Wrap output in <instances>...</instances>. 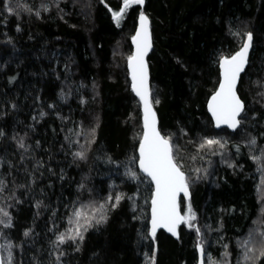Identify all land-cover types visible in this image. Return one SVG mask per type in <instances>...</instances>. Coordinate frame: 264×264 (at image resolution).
Listing matches in <instances>:
<instances>
[{
    "label": "trees",
    "instance_id": "obj_1",
    "mask_svg": "<svg viewBox=\"0 0 264 264\" xmlns=\"http://www.w3.org/2000/svg\"><path fill=\"white\" fill-rule=\"evenodd\" d=\"M4 2L0 0V114L7 111L8 115L0 119V126L9 133L13 127L21 135L27 131L33 148L38 140L40 147L33 155L45 167L34 190L35 199L44 205L40 215L33 219L37 210L31 199H25L19 211L10 209L16 216V227L11 232L0 227V232L10 237H1L0 243H18L24 239L23 231L32 228L35 242L28 239L31 247L26 245L22 256L15 250L17 262L34 264L35 256L49 264L54 259L47 255L49 240L55 239L49 231L51 221L56 220L60 231L69 227L65 207L77 199L78 185L83 180L103 195H108L112 186L126 196L137 197L138 210L134 214L129 207L131 201H122L110 213L107 224L86 234L80 252L68 249L64 264H145V253L152 251L156 253V264H196L194 232L181 226L179 239L159 231L155 242L141 241L138 231H144L147 218L143 222L133 218L149 215L150 209V201L145 203L150 186L128 180L123 167L142 132L139 103L130 90L126 69L139 12L129 10L117 27L109 8L119 10L122 0H63V11H57L53 0H46L51 10L42 18L30 16L26 9L38 10L43 0H11L15 15L2 11ZM143 11L149 17L154 41L147 61L153 97L160 101L155 105L159 125L163 134L172 137L176 155L190 176L195 175V168H207L208 159L213 161L208 178L193 181L192 203L201 226L208 223L218 228L223 221L229 260L236 264L240 254L236 242L247 239L252 230L258 248L259 233L264 232L262 174L245 146L248 134L257 137L256 155L264 146L260 144L264 139V0H145ZM229 27L241 34L251 31L254 37L247 75L242 74L240 88L247 120L244 131L238 129L237 133L215 130L206 110L218 73L214 53L234 51L239 43ZM7 39L14 47L2 43ZM11 76L16 77L13 83L8 82ZM62 90L66 101L60 99ZM5 101L14 102L17 109L12 110L10 103L5 106ZM49 104L56 105L55 111L48 108ZM40 111L47 115L34 122L32 117H39ZM33 124L34 131L26 127ZM81 124L83 133L77 136ZM96 125V144L91 145L87 160L74 161L71 153L85 144L88 130ZM217 133L228 140L235 168L221 163L219 155H206L207 149L198 151L202 136ZM66 135L79 140V144L70 148ZM235 144L241 147L239 155H235ZM6 154L8 159L19 155L13 143H0V156ZM109 156L111 164L107 163ZM32 163L28 161L29 167ZM81 199L88 203L86 191ZM53 211L56 217H52ZM219 235L209 234L213 246L208 251L216 260L223 259V250L216 244ZM256 264H264L258 252Z\"/></svg>",
    "mask_w": 264,
    "mask_h": 264
},
{
    "label": "snow or ice",
    "instance_id": "obj_2",
    "mask_svg": "<svg viewBox=\"0 0 264 264\" xmlns=\"http://www.w3.org/2000/svg\"><path fill=\"white\" fill-rule=\"evenodd\" d=\"M61 2L63 0H53L57 11H63L60 7ZM144 5L145 0H122V6L119 10L113 11L109 8L111 19L117 27H120L127 18L129 10L139 12L138 27L135 28V34L131 37L135 50L127 57V68L131 81V92L138 98L139 107L142 111V132L138 137V145L133 154L123 164L124 175L128 180L137 182L138 185L146 183L150 186V196L145 200L146 204H149L150 201V215L145 213L140 216H133L134 219H140L142 222L147 218V226L144 231H138L139 239L141 241L150 239L151 242H155L161 229L179 239L178 229L185 226L190 232L195 233L194 247L198 253V264H231L229 244L225 242V236L223 235V221H220L218 228H213L208 223L201 226L198 223V213L192 203V183L194 180L199 181L208 178L213 161L208 159L206 161L207 168H195L193 169L195 175L190 176L176 155L172 137L163 134L159 125L155 105H158L160 101L153 97L150 86L149 64L146 59L153 49L154 41L149 17L142 10ZM105 6L107 7V5ZM136 6H139V8H136ZM50 10L51 5L47 4L46 0H43L40 8L36 11H33L32 8L26 9L30 16L35 15L37 18H42L43 13L50 12ZM2 11H6L9 15L17 14L11 0H6L3 3ZM20 30L18 27L17 31ZM228 31L234 38H238L239 43L234 51L217 50L214 53L213 63L216 65L218 73L210 97L207 99V111L211 114V124L215 129L231 130V132L237 133L238 129L241 132L244 131L243 125L247 120L246 104L240 95V88L243 87L242 74L247 75L246 69L250 64V51L253 47L254 37L251 31H245L241 34L239 30L233 31L231 27ZM5 35L7 34L5 33ZM2 43L14 47L11 39L2 41ZM177 62L179 63V61ZM65 70H68L67 65ZM0 71H3V66H0ZM15 80V76L8 78L9 83H13ZM81 87H84V85H81ZM69 88L71 89L70 85ZM70 94L71 92L68 93V95ZM59 96L62 101H66L67 95L63 90ZM4 103L5 106L10 103L12 110L17 109L14 102L5 101ZM48 108L55 111L56 105L49 104ZM5 115H8L7 111L0 114V119ZM46 115L47 113L40 111L39 117L34 115L32 120L38 122ZM26 127H30L32 131L35 130L34 124ZM96 127L98 125L88 130L85 144L79 145V150L71 153L74 161L87 160V153L91 150V145L96 144ZM82 133L83 125L81 124V133L76 135L79 136ZM29 139L27 131L21 135L13 127L9 133L5 126H0V143H13L19 153L16 159H8L7 154L0 156V227L8 230V232L16 227V216L10 209L19 211L18 206L23 204L25 199L35 200L34 207L37 210L33 217L35 220L40 215V209L44 206L43 201L35 199L34 195L37 181L44 176L42 169L45 165L33 155L35 149L40 147V142L37 140L35 148H33V145L28 143ZM65 139L68 141L70 148L73 144H79V140H73L70 136L66 135ZM260 144L264 145V139H261ZM245 146L249 149L250 158L257 164V170L262 174L261 192L264 194V146L259 147V155H256L258 140L256 136L251 134H248ZM234 147L235 155H239L241 152L240 145L235 144ZM228 148V140L217 133L202 136L198 151L207 149L206 155H219L221 163L227 164L230 168H235L236 164L231 162L232 153L228 151ZM28 161L33 162L31 167H29ZM107 163H113L110 156L107 157ZM119 167L121 165L117 164V168ZM48 171L51 172L52 169L49 168ZM140 173L143 174L142 177L139 175ZM60 179H64L63 174H61ZM85 191L89 198L87 204L81 199ZM41 192H43V189H41ZM126 199L131 201L129 205L131 211L134 214L137 213V197L126 196L122 192H117L112 186H110V193L103 195L95 187H88L85 181L82 180L78 185L77 199L70 201L65 207L69 227L64 231H60L56 220L51 221L52 227L49 228V231L53 232L55 239L49 240L50 250L47 255L50 258L54 257V259L49 260V264H64L63 258L68 255V249H71L72 252H80L86 234L92 229H98L100 226L107 224L110 213L119 208L122 201ZM262 199H264V195H262ZM56 215L57 212L53 211L52 217H56ZM262 216H264V213H262ZM33 231L32 228L24 230L22 233L24 239L19 240L18 243L0 244V264H18L15 250H19L21 256L23 255L25 246L28 245V239L31 238L33 243L35 242V237L32 235ZM212 232L220 233L216 237V244L223 250L222 260L214 259L211 252L208 251L213 246L209 243V234ZM259 236L258 248L252 230H249L247 239L236 242L237 247L240 249L236 264H256L257 252L261 258H264V232L259 233ZM0 237L10 239L7 232H0ZM28 247L30 248L31 245H28ZM33 261L34 264H43L35 256ZM19 264H23L22 260ZM145 264H156L155 251L145 253Z\"/></svg>",
    "mask_w": 264,
    "mask_h": 264
},
{
    "label": "water",
    "instance_id": "obj_3",
    "mask_svg": "<svg viewBox=\"0 0 264 264\" xmlns=\"http://www.w3.org/2000/svg\"><path fill=\"white\" fill-rule=\"evenodd\" d=\"M143 10V9H142ZM139 15V14H138ZM138 15H137V18H136V26H135V28L136 27H138ZM134 34H135V31H134ZM133 34V35H134ZM130 45H131V49H132V52H134V45H132V42H131V39H130ZM251 51H252V49H251ZM251 51H250V54H251ZM150 53V52H149ZM149 55V54H148ZM146 59H147V57H146ZM126 69H127V73H128V68H127V62H126ZM128 79H129V84L131 83V81H130V76H129V74H128ZM130 90H131V88H130ZM133 94V93H132ZM134 95V94H133ZM134 97H135V95H134ZM210 97V96H209ZM208 97V98H209ZM137 100H138V98L137 97H135ZM206 110H207V101H206ZM140 113H141V116H142V111H141V108H140ZM207 113H208V115H209V117H210V119H211V114L207 111ZM141 123H142V119H141ZM215 129V128H214ZM215 130H220V129H215ZM229 132H231V130H228ZM231 133H233V132H231ZM137 155H138V152H137ZM142 174V173H141ZM143 175V174H142ZM149 215H150V209H149ZM160 231H163L164 233H166V234H168L169 236H171L172 238H174V239H177L176 237H173L170 233H167L166 231H164L163 229H161ZM0 242H1V237H0ZM1 244V243H0ZM196 264H198V261H197V263Z\"/></svg>",
    "mask_w": 264,
    "mask_h": 264
},
{
    "label": "rangeland",
    "instance_id": "obj_4",
    "mask_svg": "<svg viewBox=\"0 0 264 264\" xmlns=\"http://www.w3.org/2000/svg\"><path fill=\"white\" fill-rule=\"evenodd\" d=\"M253 48V47H252Z\"/></svg>",
    "mask_w": 264,
    "mask_h": 264
}]
</instances>
